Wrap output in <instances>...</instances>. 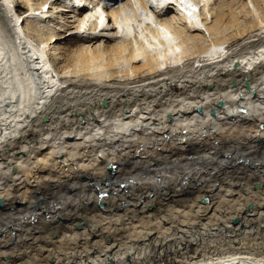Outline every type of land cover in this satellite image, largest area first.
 Segmentation results:
<instances>
[{
  "label": "bare ground",
  "instance_id": "1",
  "mask_svg": "<svg viewBox=\"0 0 264 264\" xmlns=\"http://www.w3.org/2000/svg\"><path fill=\"white\" fill-rule=\"evenodd\" d=\"M50 1L0 0V264H264V0Z\"/></svg>",
  "mask_w": 264,
  "mask_h": 264
},
{
  "label": "rangeland",
  "instance_id": "2",
  "mask_svg": "<svg viewBox=\"0 0 264 264\" xmlns=\"http://www.w3.org/2000/svg\"><path fill=\"white\" fill-rule=\"evenodd\" d=\"M212 1L213 0H211L210 1V3H212ZM70 2H66V4H69ZM72 3V2H71ZM244 3V1L243 0H222L221 1V4L225 7V8H230V9H232V10H234V11H236L242 4ZM71 5V4H70ZM74 5H76V6H78V3H76V4H74ZM226 5H228V6H226ZM259 6L261 7L262 6V8H260V15H261V18L262 19H264V3L262 2V1H260L259 2ZM76 8H78V7H76ZM234 8V9H233ZM262 10V11H261ZM231 15H229L228 17H227V19L229 20V17H230ZM231 19H230V21H228V20H226V22L228 23V24H231V21H233L234 19L232 18V17H230ZM244 18V15L243 14H241V15H239V20H243V25L248 29L247 31H250L251 29L253 30L254 28H256L257 27V25H255V27L253 26L252 27V22H251V19L250 18H245V19H243ZM245 21V22H244ZM57 26V27H56ZM59 25H56V21L54 22H51L50 24H49V27H50V29H52L53 30V32H63L62 30H59V27H58ZM249 27H251V28H249ZM250 29V30H249ZM245 101H247L246 100V97H245ZM248 102V101H247ZM230 117H227V119H229ZM55 121H56V119H55ZM249 127V126H248ZM240 129H244L245 130V128H244V126L242 127H240ZM231 134V133H230ZM213 136H211V138H212ZM195 141H196V139H195ZM232 141H233V139H232ZM257 143L256 144H259L260 143V140L259 141H256ZM252 144H254L255 142L254 141H252L251 142ZM225 146V145H224ZM53 151V150H52ZM17 152H22L20 149H19V147H18V150H17ZM54 152V151H53ZM56 152V151H55ZM121 159V158H120ZM115 161H117V160H115ZM154 161H159V160H154ZM107 162H110L109 160L107 161ZM106 162V163H107ZM248 164V163H247ZM135 165H137L136 163H135ZM43 166L44 167H49V165H48V162H46V164H43ZM171 167V166H170ZM35 169L38 171L40 168H38V167H35ZM168 169V168H167ZM33 170V169H32ZM32 170H30V173H34V171H32ZM175 172H179V170H177V169H175ZM55 175H57V176H59V175H61V174H55ZM160 177V176H159ZM239 177V179L241 178V176L239 175L238 176ZM142 181H144V180H142ZM155 183V182H154ZM155 185H157V182L154 184V186ZM203 184L202 185H200V187L201 188H203ZM55 187H53V188H51V190H52V192L54 193V192H57V194H58V197H57V199H63V197H64V194H62V192H60V190L59 191H54L53 189H54ZM39 193V194H38ZM44 193L46 194L47 193V191L46 190H44ZM68 193V194H67ZM66 193V198L67 199H69L70 198V193L69 192H67ZM75 195H77L78 194V191L77 190H75ZM48 194V193H47ZM60 194V195H59ZM38 195V196H37ZM40 195V196H39ZM62 195V196H61ZM37 196V197H36ZM68 196V197H67ZM35 197L36 198H41L42 197V192L41 191H38V192H36V194H35ZM23 198V197H22ZM22 198H21V200H22ZM31 198H32V196H31ZM53 199V198H52ZM95 199H96V204H97V207H99L100 205H102L103 204V201H101V199L100 198H98V197H96V195H95ZM86 202V199H83L82 200V202ZM90 202H92V201H90ZM76 203H77V201H76ZM72 204V203H71ZM87 206H88V208H94V207H90V205L89 204H86ZM99 205V206H98ZM39 206H42V205H39ZM38 206V207H39ZM38 207H35V208H38ZM81 208L82 209H84V207H83V203L81 204ZM75 211H76V209H74ZM85 210V209H84ZM77 212V211H76ZM69 214V213H68ZM6 216L7 215H3L2 217L3 218H6ZM69 217V216H68ZM39 221V220H38ZM40 222V221H39ZM9 240L11 241V237L9 238ZM6 242H7V240H5ZM2 245H5L4 244V240H3V242H2Z\"/></svg>",
  "mask_w": 264,
  "mask_h": 264
},
{
  "label": "water",
  "instance_id": "3",
  "mask_svg": "<svg viewBox=\"0 0 264 264\" xmlns=\"http://www.w3.org/2000/svg\"><path fill=\"white\" fill-rule=\"evenodd\" d=\"M222 104H223V101H220V105H222ZM200 109H202V108H200ZM116 166H117L116 163L111 164V168H115ZM98 188H99V192L101 194L100 195L101 197H105L108 194V189L102 188L101 185L98 186ZM0 204H2V200L1 199H0ZM103 204H105L104 201H103Z\"/></svg>",
  "mask_w": 264,
  "mask_h": 264
},
{
  "label": "snow or ice",
  "instance_id": "4",
  "mask_svg": "<svg viewBox=\"0 0 264 264\" xmlns=\"http://www.w3.org/2000/svg\"><path fill=\"white\" fill-rule=\"evenodd\" d=\"M182 2H183V0H182Z\"/></svg>",
  "mask_w": 264,
  "mask_h": 264
}]
</instances>
